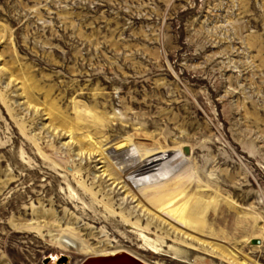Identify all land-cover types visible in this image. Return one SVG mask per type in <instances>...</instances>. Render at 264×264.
I'll list each match as a JSON object with an SVG mask.
<instances>
[{
    "label": "rangeland",
    "instance_id": "obj_1",
    "mask_svg": "<svg viewBox=\"0 0 264 264\" xmlns=\"http://www.w3.org/2000/svg\"><path fill=\"white\" fill-rule=\"evenodd\" d=\"M120 122L186 170L124 190L86 151ZM120 251L264 264V0H0V264Z\"/></svg>",
    "mask_w": 264,
    "mask_h": 264
},
{
    "label": "bare ground",
    "instance_id": "obj_2",
    "mask_svg": "<svg viewBox=\"0 0 264 264\" xmlns=\"http://www.w3.org/2000/svg\"><path fill=\"white\" fill-rule=\"evenodd\" d=\"M102 120V119H101ZM103 122V121H102ZM106 128L99 135H93L90 132L86 133V136L90 140L91 148L86 149L90 155L97 154L99 159H103L104 162L101 166H108L109 161L112 160L115 163L120 176L115 177L109 172L107 167L102 170L110 175L113 181L118 180L121 186L127 190L131 184L134 188L140 192L146 191L149 188L161 184L165 181L168 175H171L177 171L186 170L190 157L194 153L193 146H191L190 153H186L183 147H159L152 148L151 151L142 149L139 143H135L133 136H136L139 132L130 131L127 125L120 122L116 125L115 129ZM142 135V134H141ZM70 140H74L73 130L70 129ZM158 140V136H151ZM168 149V151H166ZM80 152H84L81 148ZM83 178L82 173H78ZM173 199L167 201L161 209L172 220L181 224H192L194 215L192 212H188L185 206H173ZM176 219V220H175Z\"/></svg>",
    "mask_w": 264,
    "mask_h": 264
},
{
    "label": "water",
    "instance_id": "obj_3",
    "mask_svg": "<svg viewBox=\"0 0 264 264\" xmlns=\"http://www.w3.org/2000/svg\"><path fill=\"white\" fill-rule=\"evenodd\" d=\"M183 148L186 153H190L191 146L189 144H186ZM262 242L263 240L260 237H254L249 240L250 244H261ZM66 260L67 258L65 259V261ZM79 264H149V263L128 251H120L115 253L89 255L86 258H84Z\"/></svg>",
    "mask_w": 264,
    "mask_h": 264
}]
</instances>
